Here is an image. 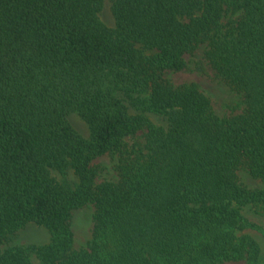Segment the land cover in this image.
Segmentation results:
<instances>
[{"label":"trees","instance_id":"obj_1","mask_svg":"<svg viewBox=\"0 0 264 264\" xmlns=\"http://www.w3.org/2000/svg\"><path fill=\"white\" fill-rule=\"evenodd\" d=\"M105 1L0 0V264H264L242 212L264 187L240 177L264 182V0H110L114 27ZM204 44L242 94L225 116L167 77ZM106 154L116 179H98ZM30 222L49 241L8 245Z\"/></svg>","mask_w":264,"mask_h":264},{"label":"rangeland","instance_id":"obj_2","mask_svg":"<svg viewBox=\"0 0 264 264\" xmlns=\"http://www.w3.org/2000/svg\"><path fill=\"white\" fill-rule=\"evenodd\" d=\"M100 16L103 21L111 27L115 26V18L111 10L110 0H106ZM206 44L202 45L194 53L186 56L187 66L179 71L170 70L167 77L176 84L195 83L200 89L210 97L216 112L225 116L232 109L242 103V94L234 86L218 76L216 70L209 64L205 57ZM72 125L85 137L91 134L88 123L78 113L74 112L70 116ZM118 154H106L95 159L94 163L99 169V180L116 179L118 177ZM68 174L59 176V179L69 184L75 185V174L73 169L67 171ZM241 179L254 186L264 187V182L248 172H241ZM67 178V179H66ZM242 212L250 220V226L244 229L254 236L264 249V207L261 205H249L243 207ZM94 207L90 204L77 209L73 213L72 226L75 232V243L78 248L84 247L93 237L94 230ZM14 239L8 245H20L26 248L33 245L47 243L51 236V231L34 222H30L25 228L14 235ZM33 251V252H32ZM31 251V257L36 259L37 253ZM225 264H244L243 261H230Z\"/></svg>","mask_w":264,"mask_h":264}]
</instances>
